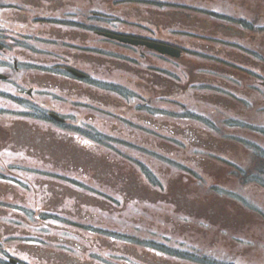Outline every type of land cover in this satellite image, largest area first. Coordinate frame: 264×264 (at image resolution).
I'll list each match as a JSON object with an SVG mask.
<instances>
[{
  "label": "rangeland",
  "instance_id": "rangeland-1",
  "mask_svg": "<svg viewBox=\"0 0 264 264\" xmlns=\"http://www.w3.org/2000/svg\"><path fill=\"white\" fill-rule=\"evenodd\" d=\"M54 1L55 0L50 1V5L48 8L49 14L54 17L60 14L62 16L60 17V20H68V22L63 23V21L62 23H57L59 25H56L55 23H53V17L50 16V19H46L45 22L40 21L37 25H35L34 30H36L39 34H42V37H45L46 40L42 39L40 42H35L34 44L31 43L28 50L36 51L37 49H44L50 51V54L48 55L42 52L44 53L42 56L45 58L42 63L47 64L53 62L51 52L63 54L67 60V65L70 64L80 70L88 72L90 76H92L94 79L96 78L105 80L109 77L118 78L122 84L124 83L125 88H129L133 92L136 90V88L139 91V86L145 83L146 87H142L141 89H145L146 92L141 90V93L145 92V96H149L150 92L148 90L153 88V85L145 81L142 77H139L138 75L136 77L129 76L131 81L127 82L125 79H128L126 77L128 75V72L121 70V73L119 74V72L113 71L117 68L115 66H112L111 64H108L107 62H104V68L106 70L104 71L101 69L100 66L94 65L92 63L93 57L92 55H90V53L93 51H91V49L83 48L81 51L79 50V48L83 46H96L103 50L131 57L133 58L134 63H137L138 60H142V57L139 56L136 52L130 49L124 50L128 48L120 47L119 45L116 46L111 43H105L100 39H98V41H92L93 39H97V37L90 32V29H88L89 22L85 21V19L88 18L87 12L90 10H96V12H102L103 14L108 13L114 18L121 17L123 13L122 10L124 8L123 5H118L116 3H111V5L107 4V2L110 0H100L95 4H93L92 2H85V4H83L84 7L82 8V17L80 18L82 20V25H79L76 23L74 24L72 23V21H70L75 20L73 16L67 18V10L71 9L72 11L73 6L76 5V0H61L59 2L60 6H55L56 2ZM259 1L261 2L258 3V8L264 10V0ZM207 8L212 9L211 4H209ZM140 9L141 8H139L138 6H134L130 9V11L134 14L137 11L141 12ZM258 12H260V10H258ZM130 19L132 20L134 26L119 25L118 29L121 31L151 35L152 37H161V39L168 40L171 38H165L170 32L165 31V26L161 28L154 27L157 22H144L135 15L132 16ZM75 21L78 23L79 20L76 19ZM162 21H164L161 22L164 25L167 24L166 20L162 19ZM101 24L103 25V23H99V25ZM184 24L189 25L187 23ZM59 26L62 28H60ZM145 26L149 28L148 31L144 30ZM153 29L156 31L155 33H153L152 31ZM179 29H187L189 31V26ZM158 30H161L162 33L157 34ZM214 30L215 32H206L201 28H198V30L194 31L197 33L192 35V37L188 38L186 36H182L180 33H177V35L172 36V38L178 37V43L183 47L189 48V42H191L190 47L193 48V51L195 53L199 54L200 56L202 54H206L210 58L217 59V61H220L218 62V64L222 68H230V66H227L226 61L235 62L236 60H241L242 58L248 59L249 61V59H251L248 55H239V52L233 47L218 45L217 42H219V40L216 39L218 37H224L229 39L237 38L233 37L235 35H225L222 32H217V28H214ZM19 33L23 34L22 31H19ZM59 34L60 36H58ZM15 37L17 36L15 35ZM19 37L20 36H18L17 38ZM57 39H62V41H59ZM4 42L6 47L10 48L11 41L4 39ZM32 46L36 47V49H33ZM259 46H264V44L261 42ZM117 47H120L121 49H118ZM216 48H222V53H217L215 51ZM23 52L24 51L18 54V57L16 56L19 62L21 63L27 61V59H25L26 55L23 54ZM262 53L264 54L263 51ZM14 55L15 54H13L12 52L10 53L8 50L6 53L0 54V60L4 62L5 60L9 59L10 62H12V58L14 57ZM46 55L49 56V58H47ZM113 57L117 56L113 55ZM31 60H33V58H31ZM55 61L56 60H54V62ZM199 62H201L200 65L198 63H192L191 65L193 67H191L189 66V58L187 57V55H184L183 58H181L180 60H172L167 58L159 59L156 57L154 58V60L151 59V62L149 63L153 65H160L161 70L160 73L158 72L159 74H163L164 76L172 75L174 79H178L180 81L181 86L183 87H185V81H188V84L190 83V85H192L189 89V92H173V98L179 103H189L190 101L192 104H195L196 107H200L201 100H199L198 98H209L207 97V95L217 94L219 96V94H225V91H223L221 87L226 88L227 86L228 89H231V91H238L239 88L243 87L245 89L248 84L252 85L254 82L253 80L248 81L246 79L245 83H242L241 86H237L230 79L232 78V73L216 71L218 69L211 70V72L209 73L207 66L202 65L207 61L200 60ZM221 63H224L226 66ZM54 71L55 73L57 72L56 70ZM203 71L205 75L203 74ZM34 73L38 72L34 71ZM133 79L134 82L132 83ZM240 80L243 81V79ZM0 89L6 93L4 94V96H8L11 87L8 83H0ZM104 90H102V88L98 89V93L99 95L108 98V104L110 106H106V104L103 103V101L106 100H101L100 103H97L95 105H98V110H108L109 114L105 116L101 113H98V118L96 120L98 122H94V118H92L90 122L93 125H95V123L98 124L101 128L113 124L114 126L109 129L112 132L113 129L119 128V134L124 130L123 135H114L117 139L122 141L125 137H129L131 138L130 141H133L135 143L141 142L143 145H146L149 148L158 146L161 149H164L160 150L161 152L170 155L169 159L179 160L184 162L185 164H189L188 153L190 152L189 150H187L188 147L186 148V150L181 149L183 148V146H181L180 144L187 143L189 145V143H192L193 146L196 145V147H204L203 145L201 146L197 143V133L195 132L196 128L200 127L197 125L200 124L201 121L189 118V116L185 114L181 115L172 113L180 112L178 106L172 104H162V102L157 103L156 105H158V109L164 112V115L161 116V118H158L156 121H152L150 123L155 126L154 123L156 122V125L160 127V132L147 134L145 129H135L131 128V126L129 125L131 120H134L135 118L136 120H139V117L137 116L138 111L135 110L132 105L129 106L126 111L125 109L123 110L122 106H124V104L123 102L121 103L120 96H118L116 93L113 94L112 92H106ZM238 93L243 94L239 91ZM58 94L64 95L62 93ZM255 94L256 95L254 96H263L264 89H259L257 93L255 92ZM61 95H59V98H42L43 100L41 106H45L46 110L49 112L53 111L59 114H66V116L68 117V123L66 125H69L70 128L74 127V125L78 127L81 126L77 125V116L75 115L74 111L77 110L76 107L77 105H79V103H77L76 101L83 100L85 98L78 99L74 98L73 96L65 98L63 96L61 97ZM243 95L246 96L245 94ZM145 99L148 101L150 99L153 100L154 98ZM114 100H116L117 103H115ZM87 104L89 107H91L90 102H88ZM150 104L155 105L154 100L151 101ZM261 104L263 105L264 103L262 101H259L255 104V109L257 107L258 109L255 110L257 111V116L254 121H251L250 119H245L241 116L239 117H241L243 120L245 119L247 123L252 122L257 125L264 126V111H261L259 109V106ZM226 106L228 107V109L226 110H229L231 113H233L231 104H226ZM82 110L85 109H81V112L79 114L81 116L84 115ZM1 114L4 113L1 112ZM232 115L238 116L234 113ZM228 116L229 115H227L226 117ZM127 120L129 121L126 122ZM13 122L14 121L10 119H0V147H6L8 149L4 150L7 152V156H3L5 159V166H0V174L4 175V177L0 175V180H2L0 181V217H2L3 219L0 220V229H6L11 233H24L25 231H22L24 230L23 227L27 229V226L25 225L28 215H24L22 213V210H33V212H31V215L33 219H36L39 218L38 213H40L41 210L40 205L45 204L47 205V208L49 207L48 210H53L55 212L62 213L60 215L63 218H65L66 215L71 216V218H75L73 223L69 222L68 225H73L75 227L77 226V228H75V232L81 234L83 233L82 235H85V237H87V235H92L89 232L85 231V229L82 227V223H86V221L93 222L92 226H96L94 222H98L101 223L103 227L109 228L110 230L114 229L117 242L111 243L108 238L97 237L95 236L96 232H94L93 236L99 242L97 244L101 245L102 248L104 246L107 247L103 250L109 248L112 251L121 252L124 255L125 253H127V256L128 254L133 255L131 252L132 249H134L136 255L133 256L141 258L142 264H144L145 262V264H200V261L194 259L174 260L168 257H162L160 255H153L152 253L147 252V250H145V248L143 247H140L138 245H131V242L133 243V240L135 239L131 236H138L139 238H137L136 242H141L142 244L146 245L147 240L160 241L161 235L168 234L170 236L173 229L177 230L174 232H180V235H182L184 240H186L187 242L191 243L192 240L195 241L196 243L194 242V244L196 245V248L194 250L198 252L201 251V249H203L202 247L204 246V248L208 247L210 254H212L213 252V255L217 256L214 257L217 259L221 258L223 260H227L230 254L231 256L236 258L235 263L229 262L227 260L226 264H264V219L262 220V218L259 217L261 213L264 214V186L262 184L258 182H252V184L244 183V185H242L241 183H237V189H234V191H236V194L234 196L237 197L241 204L245 205L246 203L247 206H252V214L255 219L252 217H245L241 218V220L238 221L235 220L237 214H234L235 216H232L227 213V217H229V219L231 220L227 219L226 221H218L220 216L214 215L211 213V211H209V213L211 214H209L207 217L208 221L211 222V224L205 226L204 230L202 228H196V225H191L190 223L189 227L180 222V225L177 226L176 223L178 222L176 220V212L174 211V207L171 203L177 202V199H179L175 192V189H177V187L180 188L181 183L178 180V172L176 171V169L172 166H169L168 164L170 163H164V161L168 158L158 152H156L155 155H152L150 153H147V150L145 156L136 150L130 149L129 147L124 149L121 143H114L115 148L120 152H124L123 154L129 156V159H139L144 162L146 164V167H142V169H145L146 173L150 177V179L148 178V180L153 183H156L157 186L158 181H161L165 186H167L165 188L167 192V198L172 199L170 201L163 200V202H161L159 201V198L156 195H152L150 201L155 203L159 202V204L155 205L160 210L158 222L162 221V223L156 222V224L152 225H149L150 223L143 224L141 229L136 230L135 232L130 226H128V224H126L127 228H125L123 226L125 225V223L117 222V220L121 215L122 218L128 217L127 220L136 219V221L138 220V222L141 223L138 218L139 214L131 212L130 210L134 208L137 209L138 207H141L144 204L141 200L138 199H135V201H138L137 203L135 201L129 202L128 199H122L120 198L119 194H115L117 190H123L129 180L136 181L137 184L142 187L141 190H143L144 192L148 191V189L143 185L146 184L145 181L139 178V176L135 172L134 165L132 162H124L122 160H117V157L116 155H114V152L110 153L106 150H101L99 147L97 149L92 145H86V147L88 146L87 148L84 146H80L77 144V142L71 135L63 131L64 129H57V125L44 124L42 121H38L36 119L34 120L33 118H31L27 122L25 121L21 128L17 129L16 138H20L19 136L21 134H25V139H28L27 135L36 132V134L38 135L35 136L48 137L49 140L52 141L50 144L54 145V147L59 146L61 149L54 150L55 153L53 155L50 154V150L48 151L43 149L37 150L35 152H32L31 150L30 152L26 153L25 151H23L24 148L26 149V147L20 142V139H14L10 146H5L4 140L2 138L3 136L1 129L6 132H9L10 126ZM220 124L222 123L220 122ZM11 138L13 139L12 135ZM257 139H260L259 136H257ZM91 155L94 157V159L97 160V162H95L92 166V169H90V167L86 163L87 161H84L82 163L76 162V157L88 158ZM159 156H161V158H159ZM102 164L106 165L107 168L103 166L102 172L98 171L97 175V167ZM191 165L195 167V171L197 172V174H199L201 178L203 177L206 180L211 177H217L218 172L221 170L220 166L208 164L199 157H195L193 160H191ZM56 171H62L59 174H61L65 178L70 177L71 180L78 182V184L80 185H78L77 187L75 185L67 183V179L55 177V174H53V172ZM129 176H138L136 178L142 184H140L136 178L132 179ZM14 179L19 181V185L14 186L8 183L10 181L13 182ZM243 180L246 179L243 177ZM60 187L67 188L69 192H73L75 190L74 187H77L78 190L91 191L95 194L107 193L111 198H114L112 199V202H114L115 200L118 203L117 208H115V210L107 209V211L110 210V214H112V212L113 214L112 216L106 217V215L102 214L104 209L103 207H105V205L97 202H93L89 205L88 202H85L80 198L73 197V194L70 193L69 194L71 196H66L65 193V195H58L56 190L59 191ZM183 188L185 189V191L181 194H187V192H189V187L187 185H184ZM87 195L89 196V194ZM116 195L118 196L116 197ZM203 197H205V194L203 195ZM98 198L100 201L106 202L99 195ZM108 201L111 202L110 199H108ZM132 202H135V204L130 208V206L128 205ZM139 202L141 203L138 204ZM167 202L169 203L168 205H166ZM231 205H233V203ZM191 206L197 208L194 210L196 212H199L200 209H204L206 207L201 202H195L191 204ZM18 207L21 208V213L19 209L11 210V208ZM226 207L231 206L227 205ZM183 208L189 210V205L185 206V204H181L179 209ZM11 217H14L16 220L18 219V221L22 220L25 225L22 224L23 227H21V225H18L17 223H12V221H9V218ZM214 220L215 225L213 224ZM173 224H175L176 226ZM63 225L67 224L63 223L60 226L62 227ZM122 226L124 230L122 229ZM70 228L72 230L74 229V227L71 226ZM219 228H222V230H224L225 232L227 231L228 233H231L233 236L236 235L240 237L242 239V242L238 244L235 241L233 243L231 242V245H229L228 239H226V237L220 233ZM152 230L154 231L151 234ZM54 236H61L59 230H56L54 232ZM74 240L76 241V245H79L80 247H89V241L87 240V238L84 239L83 237H78ZM125 240H127V242L129 243L127 244ZM13 243L15 245L9 243V253L17 258H22L26 260V257L24 255H27L25 252V249H27V245L23 244L19 240ZM169 246L171 247H162L163 251L168 253H175L176 251L173 246ZM41 252L42 253L40 254V256L43 255V253L49 254L47 253V250H43ZM181 254L182 253H180V257H182ZM59 255L62 257L61 259L63 260V264H88V262L84 260L79 262V259H76L73 255L69 254L68 252H59ZM224 255H227V258H223L222 256ZM132 258L139 260L134 257ZM42 260L43 259L40 257V260L37 262V264H43ZM124 261L127 260L124 259ZM124 261L123 263L115 262L114 264H126V262L124 263ZM129 264L138 263L129 262Z\"/></svg>",
  "mask_w": 264,
  "mask_h": 264
},
{
  "label": "flooded vegetation",
  "instance_id": "flooded-vegetation-1",
  "mask_svg": "<svg viewBox=\"0 0 264 264\" xmlns=\"http://www.w3.org/2000/svg\"><path fill=\"white\" fill-rule=\"evenodd\" d=\"M50 1L51 0H0V44H1L0 54L6 53L9 50L10 53L12 52L15 55L21 53L22 51H24L23 54L25 53L27 57H29L30 55H38V57L33 58L32 63H19V60L15 55L12 58V62H10L9 59L5 60L4 62L0 60V74L5 72L3 73L5 75V78L4 79L0 78V83H6V84L8 83L9 86L11 87L9 96L2 98V96L0 95V119L3 120L10 119L5 117V115L12 113L13 114V116H11L12 118L14 117L18 123L22 122V124H24V122L28 120L27 117H29L32 113V110H28L30 107L29 106L30 101L34 102V100H37L36 103L39 104L38 101L43 100L42 98H51V97L59 98V95L61 94L58 93H62L68 96H71V94H73L74 97L88 99V100L85 99L80 100L81 103L80 107H76L77 108V110L75 111V115L77 116L76 120L79 123L78 125H81L78 127L79 128L78 131L81 132L83 130L85 133L91 135L90 142H92L93 139H95L96 141L98 140L102 141V139L98 138V136L106 137L107 141L105 142L102 141L101 143H99V145L100 147L106 145L107 150H111L110 148L112 146L111 141H113V138L117 140V138L114 135H123L124 130L119 134L118 133V130L120 131L119 128L113 129L112 132L109 129L112 128V126H114L113 124H110L109 126H105L104 128L103 127L101 128L96 123L95 125L91 124L90 121L92 118H94V122H98L96 121L98 118V113H101L105 116L109 114L108 110H97L98 105L95 104L100 103L101 100L102 101L106 100L103 101V103H105L106 106H110L108 104L109 103L108 98L99 95L96 82L92 81L93 80L92 76H90L88 72L80 70L75 66H72L70 64L67 65L66 63L67 60L65 57H63L64 58L63 62L60 59H57V62H52L48 64L42 63L43 60L45 59L42 55L44 53L48 55L50 54V51L44 49L36 50V51L27 50V48H24L20 43L17 44L18 38L15 37V35L19 33V31L24 30L32 33L33 29L35 28V26L32 25V21H33L32 19L34 17H32L31 19L28 16L26 8L30 7L31 5H34L36 7H41L42 12L45 13L49 8ZM60 1L61 0H55L54 1L56 2L55 6H60L59 3ZM76 1H77L76 5L73 6L72 14H73V18L75 20L78 19L79 21L78 23L75 20L74 21L70 20V21H72L74 24L76 23L82 25V20L80 18L82 17V8L84 7L83 4H85V2H92L93 4H95L100 0H76ZM259 2L261 1L259 0H110L107 2V4L111 5V3L113 4L116 3L118 5H123L124 8L122 10L123 13L121 17L114 18L108 13L103 14L102 12H96V10H93L94 12L93 13L90 10L91 14L88 15V18H86L85 21L89 22L88 29H90V32L93 35H95L97 38H100L102 40H106V42L109 43L110 41L114 43L117 42H115V40L113 39L104 37L102 34H106V33L128 34L127 31L119 30L118 26L119 25L125 26L124 24L125 22L133 23L130 18L134 15L140 18V20L144 22H150V23L157 22L154 25L155 28H161L165 26V31H170L165 38H170V37L172 38V36L177 35V33H180L182 36H186L189 38L192 37V35H194L195 33H197L194 31L198 30V28H201L206 32L207 31L215 32L214 28H217V32H222L225 35H235L233 37H236L237 39L218 37L216 38L219 40V42L217 43L220 46L224 45V46L233 47L239 52V55H248L249 53L253 55V58L251 59L253 62V65L251 66V71H252L251 80L254 81L252 84V90H253L252 94L248 95V98H230V96L224 94L223 95L219 94V96L217 94L207 95V97L209 98H198L199 100H201L200 107H195V108L199 109L202 112L200 116L204 117L205 120L208 119L209 121H211L212 124H214V122L220 121L223 124L224 131L230 132L231 136H237L242 133L250 134L249 132H252V129H255V127L251 124H247L246 122H242L239 119L237 120L236 118H232L230 124H226L225 118L229 119L226 116L232 115L234 113L245 119H250L251 121H254L257 116L256 115L257 111H255L257 110L255 109L256 102L262 101L264 103V97H263L264 95L254 96L256 95L255 92L257 93L259 89H264V81L262 79H258V74L262 75V73L260 72L258 73L259 67L264 73V66H259L261 64L259 63L257 58V44L258 42L260 43L262 42L264 44V31L262 30L259 32V28L257 25L259 19L264 21V10L258 8ZM209 4H211L212 9L207 8ZM134 6H138L139 8H141L140 9L141 12L137 11L133 14L130 11V9ZM258 10H260V12H258ZM67 14L68 15L70 14L69 10H67ZM34 16L38 19H41V21L44 22L46 19H48V17H46L44 14L42 15L36 14ZM162 19L166 20L167 24L164 25L163 23H161L164 22L162 21ZM99 23H103V25L104 24L105 25L104 26L102 24L99 25ZM184 23H187L189 25H185ZM178 26H182V27L189 26V32L183 30H177ZM152 31L153 33L156 32L154 29ZM161 33L162 31L158 30L157 34H161ZM58 36H60V34ZM137 36L144 37L149 40L166 42L171 45L179 47L181 49L182 57L184 56V54L186 53L188 54L187 57L189 58V66L191 67H193L191 65L192 63H198L200 65L201 62L199 61L204 60L207 62H205L202 65L207 66L209 73L211 72V70L218 69L216 71L232 73V76L237 78H240L241 76V73L237 68L233 70H231L230 68H222L219 66L218 62L215 59L210 58L206 54H202L200 56L199 54L195 53L193 51V48L190 47L191 42H189V48L185 47L184 49L178 43L179 40L178 37H173L172 39L170 38L167 40V39H161V37H156V36L152 37L151 35H146V34H137ZM5 38H10L11 40L10 48H7L5 46L4 43ZM57 40L62 41V39H57ZM92 41H97V39H93ZM32 47L33 49H36V47L34 46ZM88 48L96 51L100 49L94 46H90ZM221 49L222 48H216L215 51L220 54L222 53ZM79 50L81 51V48H79ZM131 50L136 52L139 56H143V58H141L143 60V63L142 65L141 63L139 65H135V64L122 65L123 70L128 72V75L126 77L129 80L125 79L127 82L131 81L129 76H134V74H136L139 77H142L148 83H151L153 85V88L149 89L148 91L152 92L153 95L158 97H162V93L170 91L167 94L168 97L174 91H181L183 89L181 87L180 82H176L172 79L170 80L162 79L163 77L161 76V74H159L161 70L160 65H153L149 63L151 62V59L154 60V58L156 57L162 59L161 57H158L159 55L154 51H152V49H149L147 47H138L136 49L132 48ZM39 51L44 53L41 54ZM51 53L55 54V52H51ZM47 58H49V56H47ZM53 58L54 57H52V59ZM94 60L96 61V63L93 64L100 66L101 69L104 71H106L104 68V62H107L108 64H111L112 66L115 67H116L115 64L120 66L119 62H115L113 60H110L109 58H105V59L94 58ZM221 64L225 65L224 63ZM73 69H78L79 71L83 72L84 76L78 77L72 72ZM54 70H56L57 73H55ZM116 70L118 71L119 69ZM34 71L40 74L34 73ZM129 72H131L132 74ZM109 80L111 83H113L111 79ZM118 81L120 82V84H122L119 79ZM133 82L134 80H132V83ZM189 86L191 87L190 83L188 84V82L185 81V88L183 89V91L189 92L190 89ZM142 87H146V84L143 83L139 86L140 90L138 91V95L136 96L127 95L125 96V98H145L146 90L141 89ZM141 90L145 92L141 93ZM240 97H242V95ZM160 100L161 98H154L156 104ZM85 102H90L94 110L82 105V103ZM149 102H151V100H149ZM186 103L187 106L189 105V108L192 105H195L192 104L190 101L189 103L188 102ZM226 104H231L233 113H231L229 110H226L228 109ZM145 105L146 102H144V106ZM137 108L139 109L137 110L138 111L137 116L139 117V120H136L135 118V120L138 122L136 123L132 122L131 128L142 130L141 128L142 121L146 122L145 111L141 110L142 106L139 104L137 105ZM81 109H85L82 110L84 113L83 116L79 115ZM1 112H3L4 114H1ZM25 113L28 114L24 116ZM49 116L50 115L48 112L46 117L49 118ZM211 116L213 120H210ZM17 124L13 126L14 131L17 129ZM134 124H137L138 126L135 127ZM154 124L156 127V123ZM210 128L211 127L207 124V122L205 127L196 128L195 132L197 133L196 135L197 143L201 146L202 145L204 146V147H199V149L207 148L214 150H222V149L225 150L230 148L234 150H239L243 148L242 146H245V148L241 150V152L242 151L245 152L243 153L245 155H247V151L252 150V147L257 148L262 146L264 150V142L260 144L250 143V145H247V144H241L239 142L236 143L235 140L234 141L230 140V142H225V140L223 139L220 143L211 141L208 139V137L210 136V131H209ZM256 129L255 132H257ZM13 130L6 132L2 129V135L4 134L2 138L4 140L5 146H10L14 141V139H18L15 136L16 132L14 133ZM11 135L13 139L11 138ZM110 138H112V140H110ZM20 139H25V137H20ZM130 139L131 138L129 137H125L123 139L122 146L125 148L129 147L130 149L137 151L145 150L146 145H143L142 143L130 144L131 143ZM90 144L92 145L94 143H90ZM95 144H97V142H95ZM25 146L28 147V144H26ZM43 147L49 149V146H43ZM193 147H196V145L193 146L192 143H189V149ZM77 161H79L80 163L87 161L90 164H92L88 160V158L85 157H80L77 159ZM209 161L213 164H217V162H214V160H209ZM256 164L257 163L255 160L253 163L255 168L257 166ZM218 174L220 175V179L227 177L225 176L224 171H221ZM124 190L128 198L144 197L146 195V192L141 190V187H139V185L135 181H129L126 184ZM184 191L185 190L183 189L176 192L177 196L179 197V199H177L176 204H178L179 207L181 204H185V206L189 205V210L185 208L182 209L186 212H189V214L195 213L200 215H209L210 214L209 211H211L212 214L223 216L225 221L229 219V217H227L228 214L232 216H235L234 214H237L235 220L238 221H240L241 218L246 217L242 213L243 211L240 210L239 208H238L239 212L237 211V209H234L235 212H233L224 208L225 205L223 204L222 200H219L220 206L211 207L208 204L209 203L208 200L205 201V198L201 200V203L204 204L206 207L204 209H200L199 212H196L194 210L197 208L192 207L191 204L200 201L194 200L193 197L190 196V192L187 194H181ZM154 195H156L160 199L167 198V193L165 192H156ZM167 200H172V199L167 198ZM251 216L255 219L253 214H251ZM178 225L179 224H177V226ZM186 225L189 227V224ZM223 235H225L226 239H228L229 245H231V242L233 243L236 241L238 244H240L241 242L240 237H234L231 233L225 232ZM194 242L195 241L192 240L191 243ZM185 243H186L185 251L189 259V242L185 240ZM202 248H203V253H206L208 251V247L204 248L203 246ZM222 257L227 258V255H224ZM235 259L236 258L231 256V254L227 258V260L232 263L236 262Z\"/></svg>",
  "mask_w": 264,
  "mask_h": 264
},
{
  "label": "water",
  "instance_id": "water-1",
  "mask_svg": "<svg viewBox=\"0 0 264 264\" xmlns=\"http://www.w3.org/2000/svg\"><path fill=\"white\" fill-rule=\"evenodd\" d=\"M120 39L123 41H130L131 42L130 39H123V38H120ZM138 42H140V41H138ZM149 45L161 53H167V54H170L172 56H178V53H179L178 50L173 49L171 47L164 46V45H160V44H149Z\"/></svg>",
  "mask_w": 264,
  "mask_h": 264
}]
</instances>
